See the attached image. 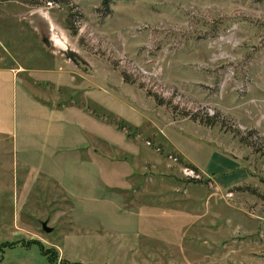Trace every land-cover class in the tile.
Segmentation results:
<instances>
[{"label": "rangeland", "instance_id": "obj_1", "mask_svg": "<svg viewBox=\"0 0 264 264\" xmlns=\"http://www.w3.org/2000/svg\"><path fill=\"white\" fill-rule=\"evenodd\" d=\"M101 8L0 0V67L105 127L0 153V264H264V0Z\"/></svg>", "mask_w": 264, "mask_h": 264}, {"label": "crops", "instance_id": "obj_2", "mask_svg": "<svg viewBox=\"0 0 264 264\" xmlns=\"http://www.w3.org/2000/svg\"><path fill=\"white\" fill-rule=\"evenodd\" d=\"M20 75L21 72L18 69L0 67V153L3 151L4 154L12 155L16 154L18 149L20 151L17 140L20 136L21 139L26 138L28 140V142L24 140V143L20 145L25 156H43L45 146L42 142V136L47 125L51 126L48 132L58 139L55 148L71 147L74 149L76 147L74 131L70 134V131L66 133L61 128L66 121L64 118H77L78 121L81 118L84 125L88 121L90 124L94 123L104 127L93 120L92 116H87L84 110L71 108V106H64L62 110L49 109V106L41 98L31 93L29 86L25 84ZM19 81L22 87H18ZM13 105L15 108H12ZM17 105H19L21 114L19 119L14 117L13 111V109H17ZM52 108L55 107L52 106ZM47 109L49 110L48 117H52L55 121L48 119V123L46 122L44 114ZM61 141L65 142L64 145H61Z\"/></svg>", "mask_w": 264, "mask_h": 264}, {"label": "trees", "instance_id": "obj_3", "mask_svg": "<svg viewBox=\"0 0 264 264\" xmlns=\"http://www.w3.org/2000/svg\"><path fill=\"white\" fill-rule=\"evenodd\" d=\"M45 2H49L52 4H64L66 2V0H45ZM114 2V0H101V9L105 10L106 12L109 10V7L111 6V4Z\"/></svg>", "mask_w": 264, "mask_h": 264}, {"label": "water", "instance_id": "obj_4", "mask_svg": "<svg viewBox=\"0 0 264 264\" xmlns=\"http://www.w3.org/2000/svg\"><path fill=\"white\" fill-rule=\"evenodd\" d=\"M77 64L79 66V68H81L82 70H84L86 73L88 74H95L90 68L89 66L85 65V64H82L81 62L77 61ZM42 229L46 232V233H49L51 232V229L50 228H47L46 227V224H42Z\"/></svg>", "mask_w": 264, "mask_h": 264}, {"label": "built area", "instance_id": "obj_5", "mask_svg": "<svg viewBox=\"0 0 264 264\" xmlns=\"http://www.w3.org/2000/svg\"><path fill=\"white\" fill-rule=\"evenodd\" d=\"M59 264H64V263L60 262Z\"/></svg>", "mask_w": 264, "mask_h": 264}]
</instances>
